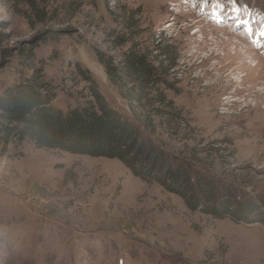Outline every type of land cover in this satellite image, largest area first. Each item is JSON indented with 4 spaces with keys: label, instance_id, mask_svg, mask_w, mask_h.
<instances>
[{
    "label": "rangeland",
    "instance_id": "rangeland-1",
    "mask_svg": "<svg viewBox=\"0 0 264 264\" xmlns=\"http://www.w3.org/2000/svg\"><path fill=\"white\" fill-rule=\"evenodd\" d=\"M235 1L0 0V92L40 69L66 109L89 97L81 67L137 120L99 56L171 46L163 88L189 125L147 135L192 181L199 171L229 188L224 209H206L118 158L11 143L0 147V264H264V55L233 32L239 14L209 15L215 3L264 21V0Z\"/></svg>",
    "mask_w": 264,
    "mask_h": 264
},
{
    "label": "trees",
    "instance_id": "trees-1",
    "mask_svg": "<svg viewBox=\"0 0 264 264\" xmlns=\"http://www.w3.org/2000/svg\"><path fill=\"white\" fill-rule=\"evenodd\" d=\"M173 54L169 45L151 56L132 44L118 63L99 56L109 79L119 87L129 106L137 110V120L113 107L89 71L81 67L89 97L66 109L55 103V87L43 71L35 70L26 80L0 92V147L28 140L38 148L118 158L135 175L160 183L187 202L194 201L206 209L208 204L224 209L223 199L229 194L226 184L217 185L213 177L199 171L192 181L186 162H174L167 146L147 135L159 126L174 136L189 125L182 109L163 88L174 64Z\"/></svg>",
    "mask_w": 264,
    "mask_h": 264
},
{
    "label": "bare ground",
    "instance_id": "bare-ground-1",
    "mask_svg": "<svg viewBox=\"0 0 264 264\" xmlns=\"http://www.w3.org/2000/svg\"><path fill=\"white\" fill-rule=\"evenodd\" d=\"M186 3V2H185ZM229 4H231L230 2H228ZM210 8L209 11V15L212 18V20H214L215 23H220L221 25H223L221 22L224 19V11L227 13V15H233L235 13L239 14L236 16L237 18V22H233V27L235 26V28H233V32L234 33H243L244 32V36L247 38H253L252 40L254 41V45L256 46L255 48L260 49L262 52L260 53V55H264V21L260 20V18L258 16L252 15V14H244L243 12H237L235 9L232 8V6L230 7H226L224 4H216L213 3ZM209 10V9H208ZM243 22L246 23L247 27H245L246 29H243V31L240 30V26L243 25ZM245 25V26H246ZM240 31V32H239ZM233 33V34H234ZM242 43V42H240ZM248 49H250L249 46H247ZM245 49V48H244ZM243 49V50H244ZM252 50V49H250ZM248 51V50H247ZM248 53V52H247ZM251 53V52H250ZM261 60H259L260 62ZM257 63L255 65V67L260 64ZM250 75V73H247L245 76Z\"/></svg>",
    "mask_w": 264,
    "mask_h": 264
},
{
    "label": "snow or ice",
    "instance_id": "snow-or-ice-1",
    "mask_svg": "<svg viewBox=\"0 0 264 264\" xmlns=\"http://www.w3.org/2000/svg\"><path fill=\"white\" fill-rule=\"evenodd\" d=\"M262 34H264V33H262Z\"/></svg>",
    "mask_w": 264,
    "mask_h": 264
}]
</instances>
